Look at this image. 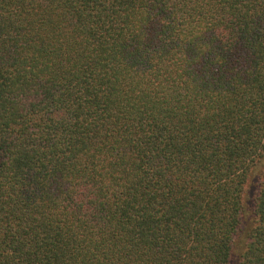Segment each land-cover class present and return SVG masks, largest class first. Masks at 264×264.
<instances>
[{"label":"trees","instance_id":"16d2710c","mask_svg":"<svg viewBox=\"0 0 264 264\" xmlns=\"http://www.w3.org/2000/svg\"><path fill=\"white\" fill-rule=\"evenodd\" d=\"M0 264H264V0H0Z\"/></svg>","mask_w":264,"mask_h":264}]
</instances>
